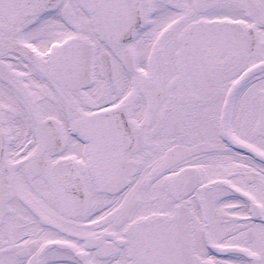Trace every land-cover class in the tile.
Returning a JSON list of instances; mask_svg holds the SVG:
<instances>
[{
    "label": "snow or ice",
    "instance_id": "6c2138e0",
    "mask_svg": "<svg viewBox=\"0 0 264 264\" xmlns=\"http://www.w3.org/2000/svg\"><path fill=\"white\" fill-rule=\"evenodd\" d=\"M0 264H264V0H0Z\"/></svg>",
    "mask_w": 264,
    "mask_h": 264
}]
</instances>
